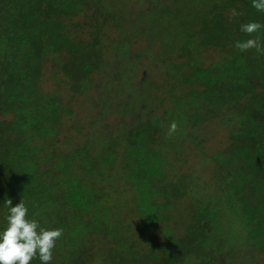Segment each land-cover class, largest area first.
I'll return each mask as SVG.
<instances>
[{"label":"trees","instance_id":"1","mask_svg":"<svg viewBox=\"0 0 264 264\" xmlns=\"http://www.w3.org/2000/svg\"><path fill=\"white\" fill-rule=\"evenodd\" d=\"M136 2L144 11L123 21ZM252 21L264 25L252 0H0V230L5 201L23 199L29 217L63 229L51 264H216L235 239L264 252V54L235 47L257 36L264 45V27L240 31ZM113 22L124 33L107 39ZM130 23L163 74L140 101L148 89L138 90L123 47L133 42ZM104 48L122 52L105 60ZM105 69L100 81L91 76ZM46 73L64 76L73 93L95 88L101 110L140 106L146 118L108 136L77 123L68 148L58 134L73 110L45 93ZM152 97L158 107L147 106ZM220 128L225 147L206 156L215 168L201 159L209 178L195 174L198 164L185 168L186 141L202 151ZM211 175L222 193L205 192Z\"/></svg>","mask_w":264,"mask_h":264},{"label":"rangeland","instance_id":"2","mask_svg":"<svg viewBox=\"0 0 264 264\" xmlns=\"http://www.w3.org/2000/svg\"><path fill=\"white\" fill-rule=\"evenodd\" d=\"M129 4L134 5V0H128ZM137 1V0H135ZM124 7V6H123ZM127 7V4H126ZM126 13L123 15V21L127 15H130L132 19H134V12L141 10L144 11L145 6L140 3L136 2V7L134 11H130L129 14H127V9L124 7ZM118 22V21H116ZM126 27V26H125ZM139 28V29H138ZM126 30L129 31L132 34V40L133 42L128 44V46L123 47L125 49H128L131 53V57L135 65L138 67L137 74L133 77V81L135 83H139L138 90L143 91L147 90L143 93H137V99L138 101L141 100L142 97L148 96L151 93V89L149 88V79L152 75H154L155 78L157 77H163L162 74V68L159 71L160 65L157 64L155 61L150 62L147 60V57L144 56L141 50V46L144 44L145 41H141L143 35L140 31L142 29L138 27L137 25L128 24L126 27ZM104 31L106 32V38H116L121 35H123L124 31L119 30L115 25L114 22L106 27H104ZM135 33H133V32ZM141 34V35H140ZM137 35V36H136ZM137 37V40L134 41ZM83 38H88V36H83ZM108 40V44L112 43L113 41ZM114 43V42H113ZM115 44V43H114ZM120 50V49H119ZM116 51L115 48H104V55L103 58L105 60H113L116 56V54L122 52ZM139 52L142 54V59L139 57ZM208 54L210 56L216 58L218 57V52L216 51H210ZM104 61V60H102ZM154 66H157L158 68H155ZM52 62L48 61L46 62V71L52 70ZM111 68L108 66V70ZM107 69L105 70H97L95 72H92L91 76H94L97 81H100V79L104 76ZM161 81H163V78H158ZM98 84V82H96ZM41 86L45 93L52 94L55 97H57L59 94L63 95L64 97V105L69 106L73 112L70 116L63 115V117L60 119V132L58 134V137L62 140H69L72 141L70 143L65 144L66 147L72 148L75 146L74 143L78 142L77 135L75 132V125L77 123H81L83 125V129H85L86 132H91L90 124H95L98 128H103V131H105L106 136H108V133L116 132L122 124H128L135 122L139 120L140 118L145 119L146 116L144 115V112L140 106L134 107V109L126 108V107H119L118 109L106 111V107L104 110H101L100 105L98 102L100 101V97L98 95L99 92L95 90V88H89L86 89L83 93H73L72 90H70L69 82L66 80L64 76H53L50 73H46V78L41 83ZM101 92L108 94V87L102 86L98 88ZM125 93L118 94L119 97L125 96ZM113 103H116L114 100H112ZM166 105H170L169 101L166 100ZM147 106L152 107H158L157 100H155L154 97L152 99H149V103ZM107 126V127H106ZM217 128V127H213ZM218 130L212 131L215 135H210L207 143L205 145H202L203 148L202 151L198 149L194 142L186 141L184 150H185V168H188L189 164L195 163V167L198 164L199 172L195 173L198 176H201L203 173V177L206 179L209 178V171L206 168V165L203 163L204 160H201L203 157L206 158L207 155L212 154L217 149H223L225 147V141L221 138V133ZM82 139V138H81ZM208 159V158H206ZM208 164L210 165L211 170L215 168V164L212 159H208ZM202 163V164H200ZM197 171V170H196ZM211 182L209 183V187L206 189L205 192L207 193H216L223 191H219L218 185L213 182V177L211 175ZM240 226L237 222L235 224H232L231 231L234 232L237 230ZM176 233H179L180 230H175ZM229 250H232V254H228ZM220 255L218 259L216 260V264H264V252L261 250L260 252L250 248L246 245L244 240L237 241H228L226 243L222 250H220ZM228 254V255H227ZM94 264H100L98 260Z\"/></svg>","mask_w":264,"mask_h":264},{"label":"clouds","instance_id":"3","mask_svg":"<svg viewBox=\"0 0 264 264\" xmlns=\"http://www.w3.org/2000/svg\"><path fill=\"white\" fill-rule=\"evenodd\" d=\"M252 7L264 12V0H252ZM241 14L235 9L231 10L232 17ZM262 27L264 25L252 21L242 24L240 31L251 35ZM235 47L241 52L255 49L257 53L264 54V45L258 36L238 41ZM177 128V122L172 121L167 135L171 137ZM5 206L8 213L5 217L6 227L0 230V264H31L33 259H38L41 264H51L56 257V242L62 237L63 229L44 227L38 219L29 217V209L23 199L15 206H12L11 199H7ZM232 253L230 250L228 254Z\"/></svg>","mask_w":264,"mask_h":264}]
</instances>
